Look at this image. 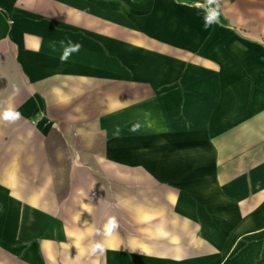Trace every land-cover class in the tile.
<instances>
[{"label":"crops","instance_id":"0c3cea01","mask_svg":"<svg viewBox=\"0 0 264 264\" xmlns=\"http://www.w3.org/2000/svg\"><path fill=\"white\" fill-rule=\"evenodd\" d=\"M196 2L0 0V264H264V0Z\"/></svg>","mask_w":264,"mask_h":264},{"label":"clouds","instance_id":"9594fccd","mask_svg":"<svg viewBox=\"0 0 264 264\" xmlns=\"http://www.w3.org/2000/svg\"><path fill=\"white\" fill-rule=\"evenodd\" d=\"M194 7L201 10L204 20V28L208 29L214 24L220 23V0H197L194 4ZM57 43L59 44L60 49H62L61 54L59 56L60 63H67L70 57L74 53H78L82 47L79 42H74L71 38L61 39L56 42L53 41L50 43V48L53 52L57 50ZM21 113L14 108H7L2 113H0V119L6 122H15L16 120L21 118ZM140 127L139 124H136L133 127V131H136ZM118 227V224L115 218H112L108 221V225L106 226V234L111 235L112 231ZM95 248H102L101 244H96Z\"/></svg>","mask_w":264,"mask_h":264}]
</instances>
